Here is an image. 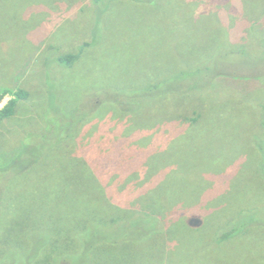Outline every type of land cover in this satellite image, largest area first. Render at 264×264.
<instances>
[{
	"label": "rangeland",
	"instance_id": "obj_1",
	"mask_svg": "<svg viewBox=\"0 0 264 264\" xmlns=\"http://www.w3.org/2000/svg\"><path fill=\"white\" fill-rule=\"evenodd\" d=\"M262 3L0 0V91L24 88L30 94L19 101L14 116L0 121V168L18 165L16 171H0V264H37L32 256L48 236L57 238L68 264H78L85 223L111 213L96 203L102 194L96 196V189L108 185L121 205L156 186L161 187L156 199L189 203L191 226L202 228L209 216V226L200 233L183 234L192 251L176 252L178 240H173L166 264H264V225L258 223L250 235L217 249V228L225 224V215L239 207H264V181L254 177L259 172L256 135L264 137V53L260 38H254L253 30L252 39L248 34L253 23L264 27ZM245 38L255 41L253 53L249 49L254 58L240 56L233 45ZM213 43L221 44L206 54ZM75 51H81L75 63L56 62L58 55ZM204 56L215 58L214 72L227 74L204 81L210 82L203 89L205 100H195L193 106L199 103L205 115L194 127L178 116H193L194 109L178 104L179 93L151 107L134 101L135 107H144L126 119L113 104L97 108L103 95H114L119 86L129 89L144 73H180V67ZM177 85L173 81L162 89ZM11 98L7 95L0 109ZM217 104L224 117L212 119ZM78 106L97 110L70 142H58L64 134L52 128L73 127L77 119L57 115ZM72 157L87 159L97 182H84L82 174L88 171L71 174L73 169L55 163ZM150 157L154 163L148 167ZM79 168L85 170L83 164ZM263 218L257 214L258 222ZM192 219L199 222L191 224ZM69 233L75 243L62 239ZM131 249L142 263L147 258L158 263L166 254L160 247H147V241Z\"/></svg>",
	"mask_w": 264,
	"mask_h": 264
},
{
	"label": "trees",
	"instance_id": "obj_2",
	"mask_svg": "<svg viewBox=\"0 0 264 264\" xmlns=\"http://www.w3.org/2000/svg\"><path fill=\"white\" fill-rule=\"evenodd\" d=\"M102 0H93L94 3H99ZM261 7H264V3L261 4ZM251 28L248 31L249 37L253 38V34H251V30L255 35L254 38H260L261 45L263 49H261L260 53H264V27L263 29L259 28L257 23L251 24ZM255 28L262 31V32H255ZM257 34V35H256ZM259 36V37H257ZM249 38H245L244 41L240 44L236 43L238 48V54L240 56H248L249 59L254 58L253 56V48L254 42L251 41ZM221 43H213L208 46L209 53L211 50H214L216 46ZM88 45V43L86 44ZM251 54L250 55V50ZM235 51H231L230 53L234 55ZM249 54V55H247ZM259 54V52H258ZM81 56L80 52H68L62 55H58L56 58L57 63H65L71 65L75 63ZM259 56V55H258ZM264 56V55H263ZM251 57V58H250ZM242 58V57H241ZM215 58H200L198 60H194V62H188L186 65L180 67V73L171 72L166 75H160L159 73H144L141 76V81L134 85L130 86L129 89L126 86H119L117 92L114 95H107L102 96V102L99 103L98 107H101L106 104H113L116 106L117 113L120 115V118H128L134 117V115L141 110L140 108L135 107V104L140 103L141 101L147 102L145 106L151 107L155 104L156 100L161 99V101L169 99L172 95H178L179 98L177 100L180 106L186 107L185 110L190 111L189 109L194 108L191 110L192 115L190 116V112L186 115L180 114L178 116L182 117L184 121H186L190 126H196L201 122L202 116L205 115V112H202L200 109V104L197 103L196 106H193L195 100H205L204 96L206 94L205 85H210V82L207 81L204 85V81L211 76V80L225 71L221 72H214L213 71V61ZM241 62V61H240ZM239 62V65L241 63ZM244 64V63H243ZM214 72V73H212ZM211 73V74H210ZM210 74V75H209ZM213 74V75H212ZM227 74V73H225ZM209 75V76H208ZM106 78L103 77L102 81H105ZM173 81L178 83L176 89H168L163 90L164 87H169L173 84ZM199 91L194 92V89ZM7 95H11L12 98L7 102V104L0 109V121H4L16 114L17 105L20 100H25L29 97V92L24 88H19L17 90L5 88L0 91V103L4 100ZM171 96V97H170ZM143 97L144 99H141ZM139 98V99H138ZM138 99V100H136ZM136 103H133V102ZM166 105V104H165ZM221 104H217L213 110L210 111L211 115L210 118L217 119V117H224L222 116L221 112L218 110V107ZM224 107V106H223ZM263 107V116L261 127L264 130V105ZM96 109L92 110H84L82 107L78 106L69 112H62L57 115L58 119H77L75 125L73 127H53L52 130H56L60 128L62 134H64L63 138L58 142H70L73 137L77 135L80 131L83 123L87 121L90 116L95 112ZM199 108V109H198ZM221 108V107H220ZM60 115V117H59ZM56 116V115H55ZM255 145L258 148V164L255 169H258L259 172H254L256 175L254 176L257 179H261L264 181V137L259 138L256 135ZM150 157L147 161L148 167L154 163L151 161ZM55 163H64L66 167H70L74 171L71 172L73 174L75 171H88L90 172V164L84 157H72V158H63V160H57ZM33 162H31V165ZM83 164L85 170L79 168V165ZM1 166V165H0ZM8 168L1 169L2 173H5L6 170L9 168H14L16 171L18 165L15 163L13 166L8 164L6 165ZM86 166H89L88 169ZM149 169H152L151 167ZM64 170V169H63ZM18 172V171H17ZM65 172V171H64ZM85 176L84 182L88 183V181L97 182L96 175L92 172L88 174H82ZM264 184V182H263ZM124 186V185H123ZM143 186V185H142ZM109 187H100L96 190V196L98 194L100 197L97 199V208L105 211H111V213L107 217H94L93 220L90 219V222H86L83 228V241L80 247V253L77 255L79 258L78 264H166L169 261L167 260V250L172 248L173 245H170L173 240H178V244L176 245V252L180 250H189L192 251L189 240H185L183 234L194 235L196 232L197 234L200 233L202 229H205L206 226H209V221L206 217V224L202 228H196L189 224L188 220L186 219V207L189 203H180L181 201L173 200L172 197H164V200L160 201V199H156L154 193L159 190L161 191V187L153 186L151 189L145 191L143 194L138 196L132 202H129L128 205H121L117 203L116 198L113 196L114 192L109 194ZM166 192V191H165ZM161 196V194H158ZM147 200V204L144 200ZM175 201L176 203H172L171 201ZM179 204H183L181 209L179 208ZM197 205V204H194ZM207 204H203L205 208ZM228 208V207H227ZM116 210V213H113ZM182 213L179 217H175L179 213ZM261 214L264 217V207L257 208L250 206V208L241 207L237 208L235 212L231 215L227 214L224 217L225 224L221 226L218 230V237H217V249L218 246L225 245L226 242L231 241L237 237L241 238L242 236L250 235V229L258 228L259 225H264V218L261 222L257 220V214ZM175 214V215H174ZM259 225H258V224ZM254 224L255 227H254ZM185 232V233H184ZM85 236V240H84ZM57 238L53 240L52 237L46 238V243L41 251L36 252L33 254L32 259L35 260L37 264H68L67 262V254L65 250L60 246L57 245L58 241ZM64 241L71 240L70 242H74L76 238L72 235L65 234L62 238ZM144 241H147V247L149 248L153 246L160 247L161 250H165L166 254H161L160 260L147 258L145 263L141 262V258L139 255H135L132 257V249L136 244H141ZM240 243L244 242V240L239 241ZM52 245V246H51ZM223 245V246H224ZM174 247V246H173ZM52 248V252H51ZM209 250V249H208ZM105 251L106 253L99 254ZM188 251V252H189ZM108 256L104 258L105 255ZM189 258V257H188ZM34 263V262H33ZM252 264V262H250ZM70 264V263H69Z\"/></svg>",
	"mask_w": 264,
	"mask_h": 264
},
{
	"label": "water",
	"instance_id": "obj_3",
	"mask_svg": "<svg viewBox=\"0 0 264 264\" xmlns=\"http://www.w3.org/2000/svg\"><path fill=\"white\" fill-rule=\"evenodd\" d=\"M198 222H199V221H198V220H196V219H195V220H193V219H192V220H190V223H191V224H192V223H194V224L196 223V224H197ZM196 224H195V225H196Z\"/></svg>",
	"mask_w": 264,
	"mask_h": 264
}]
</instances>
